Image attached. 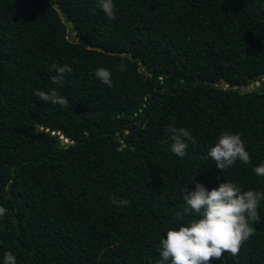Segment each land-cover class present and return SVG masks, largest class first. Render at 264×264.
Segmentation results:
<instances>
[{"label": "trees", "instance_id": "16d2710c", "mask_svg": "<svg viewBox=\"0 0 264 264\" xmlns=\"http://www.w3.org/2000/svg\"><path fill=\"white\" fill-rule=\"evenodd\" d=\"M113 3L115 19L99 0H0V264L7 251L16 264H157L159 239L183 224L185 188L264 193L253 171L264 163V0ZM52 89L68 107L34 94ZM170 127L195 137L183 158ZM224 131L241 134L250 163L215 167L207 153ZM258 211L240 253L209 264H264V200Z\"/></svg>", "mask_w": 264, "mask_h": 264}, {"label": "clouds", "instance_id": "9594fccd", "mask_svg": "<svg viewBox=\"0 0 264 264\" xmlns=\"http://www.w3.org/2000/svg\"><path fill=\"white\" fill-rule=\"evenodd\" d=\"M109 19H115L113 0H99L98 5ZM56 75L51 77L53 84H62L65 73H71L68 65L56 67ZM123 71L124 66L121 65ZM111 71L98 68L95 76L108 87L112 86ZM39 100L68 107L69 101L55 89L49 92L36 91ZM171 151L180 158L186 154L188 142L196 143L195 137L182 127H170ZM207 156L215 161V167L225 171L237 161L248 164L251 156L241 139V134L230 131L222 132ZM253 171L264 176V163L255 166ZM183 200L186 204L175 216L183 224L179 228H168L159 239V256L157 264H209L215 258L221 259L224 253L235 257L241 246L254 235V224L259 223L258 211L264 193L252 189L242 191L241 187L231 181H223L218 187L208 190L197 182L193 191L184 189ZM110 203L117 207L129 204L127 199L111 197ZM7 214V209L0 206V219ZM191 216L188 221L184 217ZM3 264H16L12 251L4 253Z\"/></svg>", "mask_w": 264, "mask_h": 264}, {"label": "water", "instance_id": "95a60500", "mask_svg": "<svg viewBox=\"0 0 264 264\" xmlns=\"http://www.w3.org/2000/svg\"><path fill=\"white\" fill-rule=\"evenodd\" d=\"M63 20H64V21H67V18L64 17ZM68 30H69L70 32H73V27H69ZM74 38H75L74 34H71V35H70V40H74ZM262 76H264V73H263ZM209 83H210V84H214V82H212V81H210ZM216 84H217L218 86H223L225 83H224V80H221V81L217 82ZM261 84H262V79L258 80L257 84H255V83H254V84L247 83V84H242V85H240L239 87H240L241 90H245V89L247 90V89H250V88H256L257 86H260ZM236 86H237V85H236ZM227 87H228V88H231V87H233V84H228ZM63 141L68 142L69 139L60 136V142H63Z\"/></svg>", "mask_w": 264, "mask_h": 264}]
</instances>
